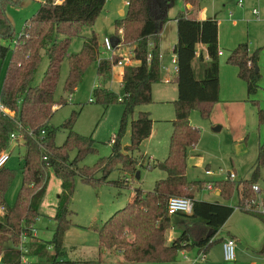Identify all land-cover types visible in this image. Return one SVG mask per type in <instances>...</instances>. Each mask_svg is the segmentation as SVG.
Instances as JSON below:
<instances>
[{
    "label": "trees",
    "instance_id": "16d2710c",
    "mask_svg": "<svg viewBox=\"0 0 264 264\" xmlns=\"http://www.w3.org/2000/svg\"><path fill=\"white\" fill-rule=\"evenodd\" d=\"M125 15L116 21V31L122 29V39L134 42L133 58L138 66H127L121 81L119 95L99 86L94 94L106 106L121 102L124 112L120 127L112 138V152L101 157L94 166L81 161L95 150L92 136L73 131L74 119L63 127L69 133L63 144L55 143L56 128L50 123L57 101L56 89L61 76L64 59L68 56L69 73L64 90L70 94L82 81L86 69L100 55L99 37L93 33L85 39L79 52L68 54L70 36L75 35L81 22H91L99 16L107 0H45L38 11L24 24L19 36L11 45L0 43V59L11 49V58L5 74L0 103L10 112L0 110V154L9 149L11 134H17V142L24 147L22 184L13 206L0 219V254L9 244H16L17 233L36 223L39 205L45 194L50 174L62 180V195L56 214L55 229L50 241L38 240L32 244L31 255L56 264L64 254L67 230L75 223L70 202L76 189V178L87 184L109 183L128 186L127 180H110V173L120 168L123 173L136 175L146 160L140 152L143 141L153 133L154 119L148 110H136L153 102V85L161 80L160 33L170 20L169 10L173 0H125ZM198 11L201 0H184ZM177 19V42L174 48L178 66L179 97L173 101L175 118L170 137L168 156L163 160L149 162V167L160 168L166 177L156 181L152 190H138V197L114 212L107 220H93L89 228L96 231L100 249H114L122 255V264L139 262L163 263L177 260L183 249L199 247L206 252L217 241L216 234L233 214L235 206L196 198L198 191L207 187L201 181H189L187 177L188 152L201 137V130L191 123L190 115L198 108L204 118H210L219 96V23L216 19L199 20L196 16L179 12ZM14 29L9 19L0 14V40L11 39ZM59 33L65 36L60 37ZM207 46L209 60L200 56V79L189 69L193 60L195 44ZM44 55L49 64L40 82L35 84L36 73ZM120 58L116 56L114 60ZM259 52L250 54L246 43L238 44L230 51L227 62L238 68V75L246 82L250 97L260 88L258 67ZM110 59L100 60L97 73L104 79L112 75ZM253 100V99H250ZM66 102V99H64ZM254 102V100H253ZM255 104H257L255 102ZM261 114L263 110L260 109ZM130 127L131 143L124 146L122 137ZM42 130L46 133L42 135ZM140 152V153H139ZM75 153L73 156L72 154ZM264 165V144L259 145L255 172L241 183L222 180L214 183L220 194L229 199L235 190L239 193L238 208L251 213L264 222V214L247 208L254 195L249 184L254 183L260 166ZM16 177L15 170L4 166L0 169V206L7 205L6 194ZM254 191V190H253ZM172 196H186L193 201L191 213L169 214L168 203ZM181 215L188 218L183 232L168 242L172 218ZM196 221V222H195ZM49 245L53 248L50 249ZM7 259L17 261L13 251Z\"/></svg>",
    "mask_w": 264,
    "mask_h": 264
},
{
    "label": "rangeland",
    "instance_id": "374dc122",
    "mask_svg": "<svg viewBox=\"0 0 264 264\" xmlns=\"http://www.w3.org/2000/svg\"><path fill=\"white\" fill-rule=\"evenodd\" d=\"M45 0H0V14H4L11 22L14 29V36L11 39H1L2 45H11L24 27L25 22L33 16ZM125 0H107V3L95 20L91 22H81L75 35L70 36L68 54L79 52L86 38L95 33L99 37L100 55L85 71L82 81L77 88L70 94L64 90L66 77L69 73L68 56L64 59L61 69L60 80L56 89L55 99L57 106L50 121L55 127V143L63 144L69 129L63 127V124L69 119H74L73 131L84 136H92L95 140V150L89 153L81 164L94 166L101 157L109 156L112 152V138L116 135L123 116L124 104L115 102L106 106L99 101L94 94V90L99 86H104L114 93L118 94L121 90L120 80L123 78L122 71L127 66H138L136 59H131V63L122 66L112 63L111 77L104 79L97 73L100 60L110 59V53L106 52L101 43L105 36L111 37L115 43L119 40L123 43L121 53L124 59L132 56L131 50L134 42H125L122 39L123 33L120 29L116 31V21L121 19L125 13L121 9H126ZM241 1V3H240ZM183 0H173L169 15L176 16L177 11L182 8ZM200 7L205 10V14L219 21V47L222 52L219 56L220 78H227L228 72L236 67L227 62L230 50L234 49L240 43H246L250 54L259 52L258 68L261 73L259 81L260 88L250 100L245 90V97L238 102L240 105H231L229 101L219 102L213 106L210 118L201 116L198 108L191 111L190 120L193 125L201 130L200 141L196 147H192L188 152L187 177L189 181H201L205 183H215L222 180H232L241 183L245 179L252 178L255 169L259 151V145L264 144V0H201ZM257 9L263 17L254 13ZM191 14V13H189ZM191 15H194L191 14ZM176 24H165L161 30V75L162 79L153 85V102L140 106L139 110H148L152 118L157 120L155 133L151 138L143 141L140 152L148 156L163 160L169 154L170 137L172 132L171 120L175 118L173 101L178 98L179 91L176 84L172 81H164L165 75H170L173 70L172 43L176 35ZM64 37L63 33L57 34ZM10 49L3 59H0V94L5 79V74L11 58ZM126 62V61H125ZM49 60L44 55L41 65L36 73L35 84L40 82L48 67ZM237 68V67H236ZM227 87V85H226ZM223 88V94L224 90ZM66 99V102L64 101ZM92 99V101H90ZM255 102L257 104H255ZM260 109L263 110L261 114ZM131 143L130 127L128 126L122 137L124 146ZM10 159L6 166L15 170L16 177L6 194V202L13 206L16 201L22 184V161L24 147L17 140H12L10 148ZM139 152V153H140ZM73 156L75 153L72 154ZM151 163V162H150ZM149 158L146 157L144 164L139 167L140 177L132 176L130 173H123L120 168L113 170L110 180L130 181L128 186L118 187L113 184L103 183L100 185H91L83 182L78 176L76 178V189L70 202V208L73 211L72 220L79 226H71L67 230L64 241L66 242L67 252L71 251L75 258H80L91 254L97 247L98 236L94 230L89 229L88 225L92 220L105 221L118 209L124 207L136 188L142 191L152 190L156 181L166 177L164 170L160 168L149 167ZM207 170L211 174H207ZM230 173L235 177L230 178ZM137 174V172H136ZM261 191L255 192L251 204L247 208L254 213L258 211L261 202H264V165L260 166L254 183ZM219 189L203 188L198 191L196 196L205 200L226 202L235 206L233 214L217 233L219 236L215 239L220 240L221 236H228V231L237 232L242 238L250 241L258 250L257 254L264 255V222L255 215L243 212L238 208L239 193L235 190L232 197L226 199L217 195ZM62 195V180L50 174V179L46 187L45 194L39 205V215L35 223L38 229L40 239L50 241L54 234L55 221L54 210H57ZM94 215L90 217V214ZM264 214V213H261ZM183 220H187L181 215H175L172 218L173 230L179 231ZM172 227L169 232H171ZM67 235V236H66ZM170 233H168L169 241ZM64 242V243H65ZM72 246V247H70ZM97 250V249H96ZM107 250V249H103ZM199 248L192 247L187 250L191 255L198 252ZM108 251V250H107ZM97 252V251H96ZM109 253V258L119 260V253ZM237 253V245H236ZM96 254V253H95ZM179 257H182L181 254ZM199 252L193 264H205L199 258ZM196 259L198 261H196ZM37 264H49L44 259H39ZM107 264H116L107 261ZM136 264V263H135ZM155 264V263H153Z\"/></svg>",
    "mask_w": 264,
    "mask_h": 264
},
{
    "label": "crops",
    "instance_id": "0c3cea01",
    "mask_svg": "<svg viewBox=\"0 0 264 264\" xmlns=\"http://www.w3.org/2000/svg\"><path fill=\"white\" fill-rule=\"evenodd\" d=\"M124 2L126 4V6H127V1H124ZM191 9H192V5L189 4V3H186L183 0V6H182V8H180L177 11V13L183 12V11L185 13H188V14L189 13H191V14L194 13V16H196L199 20H205V19H209V18L215 19V18H212V17L208 16L207 14H205V10L202 9L201 7L199 8L198 11H193V10L191 11ZM120 11H121V13L122 12L125 13L126 9L123 8ZM176 16H173V17L170 16V20L166 24H171V22H173V23L176 24V28H177ZM218 23H219V21H218ZM176 31H177V29H176ZM159 37H160V50H161L162 35H159ZM176 42H177V33H176V35H174L173 43H172V51L174 53V57H173V61L172 62L174 64V67H173V70L171 68H169V69L165 68L168 71H171L170 72L171 74L170 75H165L163 77H164V81H166V82L172 81L173 83L176 84V87L178 88V66H177V62H176V54L174 52V48H175ZM194 53L195 54H194L193 60L188 65H189V69L191 71L195 72L196 77L199 80L200 79L199 78L200 77V68H201L200 64H199V58H200V56L204 57V62L203 63H206V61L209 60L207 46L205 44H203V43L197 42L195 44ZM136 63L139 65L140 61L137 60ZM219 65H220V61H219ZM124 72H125V70L123 69L122 74ZM161 79H162V75H161ZM121 81L122 80H120V83H121ZM226 85H227V87H226ZM225 87H226V89L224 90V95H223V97H221V95L223 94V88H225ZM245 90L247 92L248 98L251 99V97L249 96L248 91H247L246 82L243 79H241L239 77V75H238V68L235 67L233 69V71H229L228 75H227V78H224V77L220 78V68H219V96H218V101L215 102V105H217L219 102L221 103L222 101H225L226 99H227L226 101H229L230 102L229 104H231V105H240L238 101L241 98L245 97ZM178 91H179V88H178ZM172 120H171V122H172ZM156 121L157 120L154 119L153 133L151 134V136L149 138H151L154 134H156L154 132L156 130L155 129V126H156L155 122ZM172 130H173V124H172ZM145 155H146V157L149 158V162H153L155 160H160V159L154 158L152 156H148L147 154H145ZM207 174H211V173H207ZM213 185H214V183H213ZM137 189H140V188H136L135 189V192L132 194V196L130 197L129 201H132L133 199H136L138 197L139 193H138ZM216 194L217 195H221L219 190L216 191ZM196 198L197 199H201V200H205L203 198H198L197 196H196ZM211 202H213V201H211ZM214 202H216V201H214ZM218 203L226 204V202H221V201L218 202ZM7 206H8V208L10 207L8 204H7ZM56 209H57V207H56ZM56 211L57 210H54V215L56 214ZM93 215H94V212H92L90 214V217L93 216ZM52 217H54V216H52ZM93 220H95V219H93ZM189 222H190L189 220H183L182 219V223L183 224L180 225V230L176 231V232L173 230V227H172L171 232H169L170 233V237H169V241L168 242L170 243L174 238L179 236L183 232V230L185 228V225L189 224ZM73 226H79V225L75 224ZM88 228H89V225H88ZM89 229H91V228H89ZM69 230H70V228H69ZM227 231H228V236H221L220 240L214 239V240H217V241L213 244V246L207 252V258L204 261L205 264H230L229 262H227L224 259L223 246H222L223 241L227 237H233L235 239V241H236L237 253H236V260H235L234 264H264V255L257 254V252H258L257 248L250 241H248L247 239L242 238L237 232L232 233L229 230H227ZM94 232H96V231H94ZM218 236L219 235L216 234L215 238H217ZM40 240H42V239H40ZM50 246H52V245H49V248H50ZM70 247H72V246H70ZM67 248H68V246H66V242H65L64 243V254H63V256L59 259V261L56 264H107V261H109L111 263L113 261H115L116 264H122V260H123L122 255L118 256V257H120L119 260L110 259L108 251L110 253H113V254H114V252L116 253L117 251L114 250V249H110V250L107 249L108 251L100 249L99 248V241H98V244H97V247L95 248V250H93V252H91V254H94L93 256L86 255V256H83V257H80V258H75L71 251H69V252L66 251ZM197 248H199V247H197ZM189 249H191V248H187V249L181 250L179 252V255L181 254L182 257H179V255H178L177 260H175L173 262H163V263H155V264H193L195 262V258L197 256L198 252H200V248H199L197 254L193 253L192 255H191V253H189L187 251ZM39 259H41V258L33 257L31 255L32 264H37L39 262ZM136 264H153V263L139 262V263H136Z\"/></svg>",
    "mask_w": 264,
    "mask_h": 264
},
{
    "label": "built area",
    "instance_id": "2783aa9c",
    "mask_svg": "<svg viewBox=\"0 0 264 264\" xmlns=\"http://www.w3.org/2000/svg\"><path fill=\"white\" fill-rule=\"evenodd\" d=\"M241 3V1H240ZM128 5V2H127ZM254 13L259 16L263 17L259 13L257 9H254ZM122 29H120V32L122 33ZM123 43H121L119 40L117 43L113 41L111 37L105 36L102 40L101 47L106 51L110 53V60L115 62L117 65H124L129 64L131 62V59H133V47L130 51L132 56H129L127 59H124L123 56ZM122 51V53H121ZM219 54H222L221 51H219ZM120 55V58L116 61L114 58L116 56ZM126 61V62H125ZM92 101V99H90ZM0 110L4 112H10L3 104L0 103ZM46 132L42 130V135H44ZM17 134L12 133L11 139L16 140ZM10 159V152L9 150H5L0 154V169L6 166L7 161ZM207 173H211L209 170ZM230 178L233 179L235 177L234 173H230ZM208 189H213L214 185L212 183H207ZM253 190L255 192L261 191L260 187L258 185H253ZM193 207V201L190 197L186 196H172L169 199L168 203V212L169 214L173 215L178 212H185V213H191ZM9 208L7 205L0 206V219L8 212ZM258 211L261 213H264V202H261L258 208ZM38 218V217H37ZM37 220V219H36ZM17 239L16 244H9L8 247L5 249L4 252L0 254V264H32L31 262V251H32V244L38 240H40V237L38 236V229L35 227V223L32 224L29 228H25L22 231L17 233ZM223 254L224 259L229 262L230 264H234L236 260V241L233 237H227L223 241ZM53 246H50V249H52ZM8 251H13L17 255V261L13 259H7L6 253ZM201 261H205L207 258V252L205 250H200L199 257ZM198 259V260H199ZM196 259V261H198Z\"/></svg>",
    "mask_w": 264,
    "mask_h": 264
},
{
    "label": "water",
    "instance_id": "95a60500",
    "mask_svg": "<svg viewBox=\"0 0 264 264\" xmlns=\"http://www.w3.org/2000/svg\"><path fill=\"white\" fill-rule=\"evenodd\" d=\"M256 70L258 71L259 68L257 67ZM136 177L139 178L140 177V171H137Z\"/></svg>",
    "mask_w": 264,
    "mask_h": 264
}]
</instances>
